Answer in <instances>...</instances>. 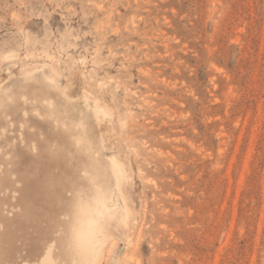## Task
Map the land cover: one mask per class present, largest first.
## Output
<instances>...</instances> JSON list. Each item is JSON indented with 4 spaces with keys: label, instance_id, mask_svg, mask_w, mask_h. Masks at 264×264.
<instances>
[{
    "label": "rangeland",
    "instance_id": "rangeland-1",
    "mask_svg": "<svg viewBox=\"0 0 264 264\" xmlns=\"http://www.w3.org/2000/svg\"><path fill=\"white\" fill-rule=\"evenodd\" d=\"M27 75L108 177L98 264H264V0H0V89Z\"/></svg>",
    "mask_w": 264,
    "mask_h": 264
},
{
    "label": "bare ground",
    "instance_id": "bare-ground-1",
    "mask_svg": "<svg viewBox=\"0 0 264 264\" xmlns=\"http://www.w3.org/2000/svg\"><path fill=\"white\" fill-rule=\"evenodd\" d=\"M93 112L96 117L104 113L97 107ZM91 146L83 122L71 120L66 106L43 91L34 76L0 89V191L13 187L18 193L11 213L0 202V230H9L6 239L0 233V242L7 244H0V264H23L24 257L38 264H74L80 259L69 244L71 231L78 226L87 233L92 217L75 216L79 194L92 179L107 188L104 203L93 209L96 218L108 214L112 198ZM110 165L111 176L120 182V169L117 178ZM99 255L100 247L91 257L97 264Z\"/></svg>",
    "mask_w": 264,
    "mask_h": 264
},
{
    "label": "snow or ice",
    "instance_id": "snow-or-ice-1",
    "mask_svg": "<svg viewBox=\"0 0 264 264\" xmlns=\"http://www.w3.org/2000/svg\"><path fill=\"white\" fill-rule=\"evenodd\" d=\"M110 168L112 174L119 178V162L113 159ZM79 195L80 200L74 205L75 216L80 218L87 215L92 219H90V227L87 233H84L78 226L72 228L69 244L80 256V259L74 261V264H97V261L91 257L99 251V238L103 235L104 222L102 218H96L97 213L93 209L99 208L104 203L107 188L98 186V182L92 179Z\"/></svg>",
    "mask_w": 264,
    "mask_h": 264
}]
</instances>
